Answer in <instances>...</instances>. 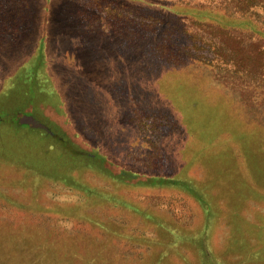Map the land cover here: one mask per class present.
<instances>
[{"label": "rangeland", "instance_id": "374dc122", "mask_svg": "<svg viewBox=\"0 0 264 264\" xmlns=\"http://www.w3.org/2000/svg\"><path fill=\"white\" fill-rule=\"evenodd\" d=\"M45 4L0 0V264H264V43Z\"/></svg>", "mask_w": 264, "mask_h": 264}, {"label": "trees", "instance_id": "16d2710c", "mask_svg": "<svg viewBox=\"0 0 264 264\" xmlns=\"http://www.w3.org/2000/svg\"><path fill=\"white\" fill-rule=\"evenodd\" d=\"M45 1L42 14L48 15L51 0ZM134 2L148 7H159L187 20L192 19L218 33L248 37L258 45L264 43V3L261 0H134ZM92 156L89 154L88 157ZM119 174L113 177L124 178L126 175L129 178L131 172L121 170ZM147 180L150 182L151 179Z\"/></svg>", "mask_w": 264, "mask_h": 264}, {"label": "water", "instance_id": "95a60500", "mask_svg": "<svg viewBox=\"0 0 264 264\" xmlns=\"http://www.w3.org/2000/svg\"><path fill=\"white\" fill-rule=\"evenodd\" d=\"M20 124L28 125L32 128H38V129H44L48 131V129L45 127V125L37 122L33 117L24 115L22 118L19 119Z\"/></svg>", "mask_w": 264, "mask_h": 264}]
</instances>
